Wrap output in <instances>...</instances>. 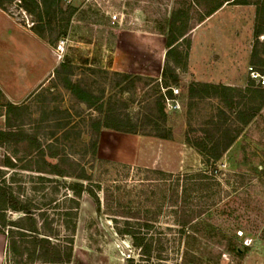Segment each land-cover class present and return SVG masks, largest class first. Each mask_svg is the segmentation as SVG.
<instances>
[{"label":"rangeland","instance_id":"374dc122","mask_svg":"<svg viewBox=\"0 0 264 264\" xmlns=\"http://www.w3.org/2000/svg\"><path fill=\"white\" fill-rule=\"evenodd\" d=\"M21 1L3 0L0 7V84L19 99L33 90L47 67L54 66L39 87L17 103L22 107L18 111L7 114L0 89V129L30 133L42 145L45 161L90 175L84 183L90 182L100 207L87 191L82 193L71 264H264V104L247 125L234 124L241 127L239 134L216 161L206 162L186 140L202 137L210 120H219V109L229 112L214 96L190 100L192 81L211 78L210 82L225 81L241 90L264 87L250 76V67L260 68L250 62L253 50L264 58V0L224 3L200 23L219 0H60V7L41 21L24 10ZM115 8L122 19L112 24L109 17ZM2 12L26 28L38 27L48 44L38 42ZM173 13L176 28L188 31L178 49L188 53L187 67L176 69L177 82L168 72L164 81L169 86L164 88V41ZM256 31L262 32L257 38ZM141 35L152 42L154 58L147 59L152 62L141 60L130 46ZM60 39L65 40L64 52L57 59L54 47ZM190 54L196 76L189 72ZM177 56L174 52L168 63L173 65ZM68 79L100 98L104 110L110 105L129 116L136 132L105 127L97 131L91 120L104 113L80 101L68 88ZM170 86L179 88L182 105L168 112L164 103L168 116L161 120L155 100L162 95L164 102V94L172 93ZM16 142L0 146V162L8 156L15 163L2 168L15 193L39 203L61 197L67 191L62 181L75 178L36 172L34 168L44 167L37 162V143ZM68 159L77 164L70 165ZM197 172L213 174L210 189L190 181ZM40 175L57 180L58 191L56 183ZM175 189L179 196L170 206ZM59 203L62 209L69 206L68 201ZM210 203L216 204L185 226L178 222L182 204L198 211ZM126 221L145 235L148 255L141 254L131 236L120 233ZM4 250L5 236L0 233V264Z\"/></svg>","mask_w":264,"mask_h":264},{"label":"trees","instance_id":"16d2710c","mask_svg":"<svg viewBox=\"0 0 264 264\" xmlns=\"http://www.w3.org/2000/svg\"><path fill=\"white\" fill-rule=\"evenodd\" d=\"M21 7L29 13H34L39 18V21L43 19L44 15H48L52 10L60 7V0H23L21 1ZM236 3L247 4L248 0H219L211 9L203 14L199 19V23L206 17L210 16L223 4ZM3 5V0H0V7ZM176 13H173L170 30L165 40V61L161 73V84L164 88H167L169 84L164 81L167 73L176 82L178 76L176 74L177 68L186 69L187 67V52L181 54L179 47L181 42L185 39L187 30H180L176 28ZM178 30V33L175 31ZM33 31L40 34L38 27H33ZM262 32L256 31V38ZM258 42V41H257ZM176 52L178 59L173 60V65L168 63V58ZM250 62L255 66L260 67L258 73H264V58H261L256 48L253 50ZM180 60V61H179ZM264 75V74H263ZM253 80V79H252ZM67 81L68 88L77 96V98L85 102L87 105H95L99 112H103L104 115L101 119H94L92 125L99 131L102 127L111 128L114 130H120L125 132H136L135 123L132 122L129 116H123L114 110L110 105L104 110V102L100 98L95 97L92 93L87 91L76 83H72L69 79ZM259 88L246 87L245 89H237L232 86L224 84H212V83H199L191 82L188 85L189 99H193L195 96H214L222 102L228 108L229 112L219 109L217 117L219 120H210L209 129H203L204 135L191 139L186 137L189 144L193 145L197 151L205 158L206 162L218 160L222 154L231 146L233 141L239 134L241 129L234 126L236 122H240L241 126L247 125L251 120L257 116L261 110V106L264 104V87L259 85ZM167 91H169L167 89ZM170 92V91H169ZM156 112L158 118L165 120L168 116L165 110L163 102V96L160 95L155 100ZM6 107L7 114L11 111H18L22 107L21 105H14L10 102L3 104ZM154 122V120H153ZM132 126V127H130ZM11 140L17 141L16 143L23 141H35L36 151L41 159L37 162H42L44 167L38 166L34 168L39 173H49L56 176L67 177L72 176L75 181L66 182L62 181V186L69 192H64L61 197L52 198L43 203L36 202L33 197H24L15 193L13 187L5 179V172L3 167H14L15 163L8 157H4L0 162V233L5 236V250L3 254V264H71L73 255V242L74 234L76 231V217L79 208V198L84 191H87L91 197L95 200L96 207L99 209L100 200L89 183L85 184L84 181H90V175H88L84 169H81L78 173L74 174L70 171L63 169L58 163H51L43 159L44 149L35 136L27 133L23 130L20 132L0 129V146L5 145V142ZM48 147H51L49 144ZM70 165H76L74 161H71ZM29 165H25L24 168L28 169ZM155 172V171H154ZM164 174L163 172H156ZM167 175H171L167 173ZM190 178L191 182L195 184H201L205 189H210L213 183L209 180L214 178L210 172L204 173H192ZM190 176V175H189ZM40 179L56 183L55 191H58L60 184L55 179L49 177L39 176ZM177 181L179 177L177 176ZM175 189L172 191L171 196H175V199L169 200L168 204L172 206L173 202H177L179 194ZM211 197V195L209 196ZM61 200L68 201L69 206L62 209ZM184 201L183 203H185ZM54 204L53 206H51ZM187 204V203H186ZM216 203H210L205 210L194 211L190 210L189 206L182 204L183 208L179 209V215L181 220H178L181 226H185L189 220H195L205 212H208L212 206ZM54 208L51 213L48 210ZM185 207V208H184ZM189 207V208H188ZM9 213H15L16 217H9ZM177 213V212H176ZM126 216V215H125ZM127 217V216H126ZM131 224L126 221V227L120 230V233L128 234L131 236L133 244L140 248L142 255H148L150 252V244L147 243L145 235H141L140 231L136 228H132ZM234 252L240 254L238 247L232 248Z\"/></svg>","mask_w":264,"mask_h":264},{"label":"crops","instance_id":"0c3cea01","mask_svg":"<svg viewBox=\"0 0 264 264\" xmlns=\"http://www.w3.org/2000/svg\"><path fill=\"white\" fill-rule=\"evenodd\" d=\"M220 8H218L216 11H218ZM216 11L215 12H213L210 16H208V17H211L214 13H216ZM8 19H10L11 21H13V22H15L17 25H18V27L19 28H21L23 31H25V32H27L30 36H32L33 38H35L38 42H42L43 44L44 43H46V44H48L39 34H37L35 31H33L31 28H26L25 26H23V25H21L20 23H18V22H16L12 17H10V16H8L7 14H5L4 12H2ZM207 17V18H208ZM145 34H149V32H145ZM148 35H141V37L140 38H135L136 40H133V42H131V44H130V46H131V48H133V52H135L136 54H137V56L138 55H140V56H142V57H140L141 58V60H143V59H145L146 60V62H152V61H148L147 59H152L153 60V49H152V42H149V40H148V37H147ZM164 49H166L165 48V41H164ZM166 51V50H165ZM164 65V64H163ZM188 65H189V72H191V73H194V75L196 76V73H195V69L193 68L194 66H193V63H192V57H191V54H190V57H189V63H188ZM54 65H52V66H50V67H47L44 71H43V73L38 77V79H37V81L34 83V86H33V90L34 89H36V87H39V85L42 83V81L48 76V74H49V71H50V69H52V67H53ZM111 69H114V67H111ZM114 70H119V69H114ZM145 70V72L147 73L148 72V70L149 69H147V68H145L144 69ZM161 70H162V68H161ZM183 70H185V69H183ZM183 73H185V72H183ZM209 75L211 76L212 75V72L211 71H209ZM200 79H198L197 78V80H195V81H192V82H198ZM210 81H213L211 78H209V79H202V81H200V82H203V83H212V84H224V85H227V86H232V84H230V83H227V82H225V81H222L221 83H218V81L217 80H215V82H210ZM0 89H1V91L3 92V94H4V96H5V98L7 99V101L6 102H10V103H12V104H14V105H18L17 103L18 102H20V101H22L27 95H28V93L31 91H29V92H27L23 97H21V98H14V95L11 93V92H9V91H7V90H5L4 89V87L0 84ZM32 90V91H33ZM31 91V92H32ZM30 92V93H31ZM4 254V253H3Z\"/></svg>","mask_w":264,"mask_h":264},{"label":"built area","instance_id":"2783aa9c","mask_svg":"<svg viewBox=\"0 0 264 264\" xmlns=\"http://www.w3.org/2000/svg\"><path fill=\"white\" fill-rule=\"evenodd\" d=\"M121 17L122 15L120 14L119 10L115 8L111 11L109 21L112 24H115L122 19ZM26 22L29 26L33 24L32 22H29L28 20H26ZM64 44H65V40L60 39L54 47V52L56 54L57 59H61L63 55ZM250 70H251L250 72L251 79L256 80L258 83L260 82L261 84H264V78L257 71L251 69V67H250ZM169 89L172 93L170 95L164 94V103L166 105V110L168 112H171V111L178 110L181 107L182 99L180 97V91L178 87L170 86Z\"/></svg>","mask_w":264,"mask_h":264}]
</instances>
